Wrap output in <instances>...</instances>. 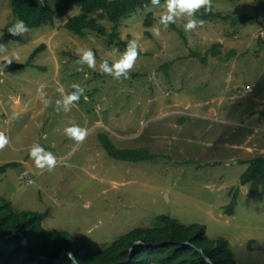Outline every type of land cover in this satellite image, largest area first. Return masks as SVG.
Instances as JSON below:
<instances>
[{
    "label": "rangeland",
    "instance_id": "374dc122",
    "mask_svg": "<svg viewBox=\"0 0 264 264\" xmlns=\"http://www.w3.org/2000/svg\"><path fill=\"white\" fill-rule=\"evenodd\" d=\"M255 1L211 0L222 13L249 16L245 26L214 19L185 31L187 17H180L174 24L183 38L159 23L167 2L132 12L116 31L127 43L137 40L139 54L129 77L116 79L100 65L118 60L125 47L109 45L93 31L79 38L64 28L79 5L59 17L54 1L43 0L53 23L21 37L8 32L14 19L9 1L0 0V60L13 59L0 69V133L8 140L0 167L17 164L0 173V197L15 211L49 210L45 229L85 237L96 250L167 215L203 226L211 240H225L237 264H264V195L239 184L247 162L264 155V46H258L264 43V14L249 19L256 15ZM99 16L92 15L112 32L114 24ZM213 46L220 50L217 58L208 53ZM77 48L93 50L94 69L78 63ZM166 61L174 62V71L161 69ZM73 84L85 89L83 102L65 112L56 104L62 99L58 89L67 94ZM40 89L51 104H44ZM70 121L86 130L84 140L65 134ZM98 134L119 149L148 148L155 158L113 159ZM34 144L56 157L51 171L36 167L29 154ZM235 192L233 214L226 215L223 208Z\"/></svg>",
    "mask_w": 264,
    "mask_h": 264
},
{
    "label": "trees",
    "instance_id": "16d2710c",
    "mask_svg": "<svg viewBox=\"0 0 264 264\" xmlns=\"http://www.w3.org/2000/svg\"><path fill=\"white\" fill-rule=\"evenodd\" d=\"M14 23L17 19L23 20L28 29L41 27L53 23V16L46 11L40 0H8ZM55 12L59 17L65 16L73 4L80 7L77 15L70 17L64 28L79 38L86 36V31L96 32L101 37H107V43L122 49L128 43L119 38L116 25L127 15L138 9H146L152 4L151 0H53ZM167 0H160L165 3ZM255 16L249 18L256 20L258 15L264 14V0L255 1ZM232 13V12H231ZM99 14L100 18L107 19L114 24L112 32H108L103 24L92 15ZM202 21L221 19L230 21L236 29H242L246 22L243 18L222 13L212 6L211 12L203 8L196 12ZM152 14H148L144 22L145 34L150 37L148 27L153 22ZM245 18V19H244ZM237 25V26H236ZM183 38L180 26L169 25ZM264 46V43H258ZM43 44L31 54L26 66L41 51ZM219 57L220 50L213 46L209 52ZM231 50L226 55L228 59L234 55ZM178 57L176 61L181 60ZM205 57H202V61ZM174 62L166 61L162 64L165 72L172 70ZM171 77L170 75H168ZM175 82L170 83L173 86ZM176 89L175 87H173ZM79 103L83 102L81 96ZM264 115V112H260ZM102 148L113 159L123 162H141L153 160L155 156L148 148L119 149L105 134H98ZM247 169L240 176L239 184L249 185L252 195H264V155L247 162ZM16 163H8L0 167V173L13 168ZM237 192V191H236ZM233 195L229 204L223 210L226 215L233 214L237 195ZM49 216L45 212L24 210L15 211L9 200L0 197V264H72L67 253L74 254L79 264H237L225 240H211L206 236L205 228L199 224L187 226L175 218L167 215L157 216L150 227H136L117 237L104 248L96 250L85 237H76L65 230H49L43 227L44 220ZM15 232L11 237L8 233ZM26 240V246L20 244V235ZM135 242H141L135 245ZM253 242L249 243V248ZM201 249L209 259L206 262ZM43 257V258H41Z\"/></svg>",
    "mask_w": 264,
    "mask_h": 264
},
{
    "label": "clouds",
    "instance_id": "9594fccd",
    "mask_svg": "<svg viewBox=\"0 0 264 264\" xmlns=\"http://www.w3.org/2000/svg\"><path fill=\"white\" fill-rule=\"evenodd\" d=\"M43 2V0H41ZM153 5H159L160 0H151ZM203 8L205 12L212 11L211 0H167L166 11L159 17V23L167 28L170 24H174L177 18L187 17L184 23L185 31H192L196 29L198 25H202L203 21L196 18V12ZM29 29L26 23L17 19L11 27L8 28V32L14 36L23 37L28 33ZM154 35H160V29H154ZM3 33L0 32V37ZM2 46V44H0ZM139 54L137 40H132L128 43L126 50L120 56V58L112 63L108 60H104L100 65V70L103 73L114 76L116 79L129 77L130 70L133 68L136 58ZM76 55L79 57L78 63L80 65H87L88 68L96 67V58L94 52L91 48H77ZM4 61L5 64H0V69L4 70L6 64H10L13 59L7 58ZM83 68H81V71ZM73 91L65 94L64 89L60 88L58 91L61 93L62 99L57 100L56 104L61 106L65 112L71 110V106L74 102L79 101L80 97L84 95L85 89L79 84L72 85ZM40 97L44 104L47 106L52 103V101L46 98V93L43 89H40ZM65 134L77 141H82L85 139L87 132L85 129L80 128L75 121H70L69 125L64 129ZM8 143L7 137L4 133H0V149H3ZM31 158L37 168L47 169L51 171L56 166V157L49 151H46L40 144H34L30 148L29 152ZM108 155V154H107ZM119 161V160H118ZM72 264H79L73 253H67ZM43 258V257H41Z\"/></svg>",
    "mask_w": 264,
    "mask_h": 264
},
{
    "label": "water",
    "instance_id": "95a60500",
    "mask_svg": "<svg viewBox=\"0 0 264 264\" xmlns=\"http://www.w3.org/2000/svg\"><path fill=\"white\" fill-rule=\"evenodd\" d=\"M14 234H15V232H10L5 237H11ZM18 234L20 235V244L23 245V246H26V240H25L24 236L22 234H20V233H18ZM140 243L141 242H135V245H138ZM199 251L202 253V256L204 257L205 261L208 262V263H210V261L207 258L206 254L201 249H199Z\"/></svg>",
    "mask_w": 264,
    "mask_h": 264
},
{
    "label": "crops",
    "instance_id": "0c3cea01",
    "mask_svg": "<svg viewBox=\"0 0 264 264\" xmlns=\"http://www.w3.org/2000/svg\"><path fill=\"white\" fill-rule=\"evenodd\" d=\"M243 126H245V125H243ZM261 129V128H260Z\"/></svg>",
    "mask_w": 264,
    "mask_h": 264
}]
</instances>
